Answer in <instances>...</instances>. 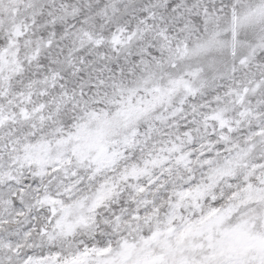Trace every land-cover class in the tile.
<instances>
[{
    "label": "snow or ice",
    "instance_id": "6c2138e0",
    "mask_svg": "<svg viewBox=\"0 0 264 264\" xmlns=\"http://www.w3.org/2000/svg\"><path fill=\"white\" fill-rule=\"evenodd\" d=\"M0 264H264V0H0Z\"/></svg>",
    "mask_w": 264,
    "mask_h": 264
}]
</instances>
